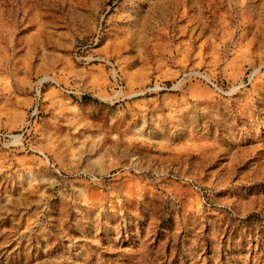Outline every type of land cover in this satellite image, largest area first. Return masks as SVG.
<instances>
[{
    "label": "rangeland",
    "instance_id": "rangeland-1",
    "mask_svg": "<svg viewBox=\"0 0 264 264\" xmlns=\"http://www.w3.org/2000/svg\"><path fill=\"white\" fill-rule=\"evenodd\" d=\"M0 264H264V0H0Z\"/></svg>",
    "mask_w": 264,
    "mask_h": 264
}]
</instances>
